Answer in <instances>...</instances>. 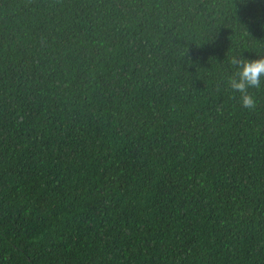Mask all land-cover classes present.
<instances>
[{
    "label": "trees",
    "instance_id": "16d2710c",
    "mask_svg": "<svg viewBox=\"0 0 264 264\" xmlns=\"http://www.w3.org/2000/svg\"><path fill=\"white\" fill-rule=\"evenodd\" d=\"M262 58L264 0H0V264H264Z\"/></svg>",
    "mask_w": 264,
    "mask_h": 264
},
{
    "label": "clouds",
    "instance_id": "9594fccd",
    "mask_svg": "<svg viewBox=\"0 0 264 264\" xmlns=\"http://www.w3.org/2000/svg\"><path fill=\"white\" fill-rule=\"evenodd\" d=\"M243 66L239 70V79L231 80V86L238 90H243L246 85H254L257 83L258 77L264 75V58L255 61H238ZM241 103L244 106H251L253 104L252 98L248 95H243Z\"/></svg>",
    "mask_w": 264,
    "mask_h": 264
}]
</instances>
